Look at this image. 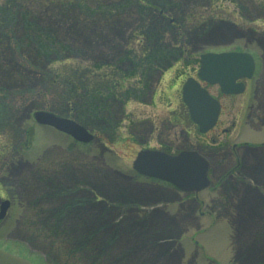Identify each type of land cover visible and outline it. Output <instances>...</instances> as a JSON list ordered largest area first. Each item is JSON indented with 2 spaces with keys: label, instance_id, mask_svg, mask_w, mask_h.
Instances as JSON below:
<instances>
[{
  "label": "rangeland",
  "instance_id": "obj_1",
  "mask_svg": "<svg viewBox=\"0 0 264 264\" xmlns=\"http://www.w3.org/2000/svg\"><path fill=\"white\" fill-rule=\"evenodd\" d=\"M54 1L0 0V118L4 125L0 126V148L9 144L12 133L14 146L23 148V160L7 175L11 181L0 185L31 206H13L1 221L0 249L33 264H264L262 200L255 204L244 197L247 204L241 209L216 208V214L205 212L202 218L197 213L194 219H200L199 224L190 225L192 213L178 204L163 203L154 210L132 203L139 193L117 172L135 175L133 161L142 147L110 146L120 158L110 152L99 163L83 157L89 151L86 146L29 118L32 109L68 117V100L51 85L49 71L80 74L89 69L101 74L109 64L120 75L132 69V59L158 46L162 33L168 44L182 45L187 54L194 50L191 58L238 49L252 52L264 63L258 42L233 41L242 32L258 33L259 44H264V0ZM170 19L181 22L173 26L179 30V43L168 25ZM121 63L123 69L117 66ZM261 79L259 90L264 76ZM134 83L131 80L125 87ZM254 83L248 82V95ZM217 91L211 89L213 94ZM244 98L237 101L243 103ZM127 103L126 113L137 107L147 109L132 99ZM259 104L264 107V99ZM114 109L111 122L121 118L118 106ZM238 121L230 138L234 146L264 144V128L255 130L243 118ZM84 123L90 125L89 120ZM31 127L35 137L26 147L22 129ZM114 133L119 137L125 132ZM174 142L179 146L176 151L183 148L182 141L174 138ZM27 161L39 163L32 168ZM211 161L215 181L229 163L220 167L219 160ZM197 196L206 204L222 199L212 189ZM37 203L43 210L32 206ZM175 214L179 216H167Z\"/></svg>",
  "mask_w": 264,
  "mask_h": 264
},
{
  "label": "flooded vegetation",
  "instance_id": "obj_2",
  "mask_svg": "<svg viewBox=\"0 0 264 264\" xmlns=\"http://www.w3.org/2000/svg\"><path fill=\"white\" fill-rule=\"evenodd\" d=\"M51 1L55 3L54 0L47 2L50 3ZM67 1L65 3L69 4ZM88 12L89 9L87 14ZM160 14L161 16L163 15L162 12ZM176 23L181 22L171 19L168 21L169 27L173 28L177 34L179 30L173 27L177 25ZM234 26L236 25L234 24ZM259 36L258 33H254L252 36L250 34L249 36L246 32H242L236 35L233 41L248 40V43L258 42V45L264 50V44H259ZM174 39L179 43L178 34ZM159 41V47L156 45L153 48L150 47V49H146V55L132 59V69L126 72L122 71L120 75H117L118 71L109 64L106 66L108 68L107 72L101 74L99 71L89 69H85L80 74L77 71H75L76 73L72 71L61 73L49 71L52 73L51 85L61 90V98L64 101L68 100V112L73 113L76 119L70 116L69 113L67 117L63 113L48 112L83 126L91 135V141L83 144L68 134L52 127L50 128L66 135L67 139L73 140L74 144L89 148V151L83 153V157L99 163H102L105 160V154L110 152L113 153L114 157L120 158L110 146L122 148L140 146L143 149H159L172 154L183 149L197 150L211 164L209 174L211 179L210 189H212V192L215 191L222 196V199L218 201L211 199L206 204V202L190 195L183 198L180 193L170 190L171 188H165L154 181L140 180L137 175L129 176L117 172L127 184L133 186V191L139 193L136 196V200L132 201L133 204L136 203L146 207L152 206L154 210H159V207H157L159 204L165 203L167 206H176L175 204H178V207L183 211L192 213V217L189 219L190 225L195 222L199 224L200 219H194L197 212H202L205 215V212L216 214V208L219 211L224 209L223 212L241 209V206L246 203L244 197L253 199L252 201L255 204L260 202L258 200L264 202V144L237 147L230 140L236 131L239 124L238 119L240 118H243L245 124L255 130L258 127H260L259 130L264 128V107L259 104V101L264 99V86L259 90L258 85V82L264 76L263 61H260L261 68L259 72L256 71L252 78L255 81L252 95L247 94L248 82L252 80H241L246 83L244 94L227 95L221 91L219 86H210L199 80L200 57L191 58L190 54L194 50L187 54L188 50L186 51L182 45L173 46L172 43L168 44L164 33H162ZM233 51L243 52L238 49H230L227 52ZM117 66L119 69H123L121 67L122 63ZM189 78H194L203 87H206L221 106L217 123L207 133L200 132V127L192 120L190 110L183 100L182 87ZM131 80L135 82L134 85L125 87L127 82ZM215 87L218 90L217 94L211 92V89ZM238 97H245L247 100L239 103L237 101ZM130 99L140 106L144 105L148 110L137 107L133 111L126 113L125 108ZM115 106H118V113L121 118L111 122L109 120L114 114ZM255 108H257L258 112L254 110ZM35 111H42V109H32L29 113V118H34L33 113ZM87 120H89L90 125L84 123ZM1 124L0 118V126H4ZM121 130L125 133L115 137L114 132ZM179 130H181L180 137ZM22 132L26 136V147H29V143L35 137V131L33 132L31 127L29 129L23 128ZM12 138H14L13 133L9 144L5 145L4 143L2 148H0L1 184L5 180L8 183L11 181L10 177L7 176L10 173V169L23 160V157L20 159L23 148H16ZM174 138L182 141V149L176 151V147L179 146L176 145L175 147ZM70 150V147L69 149L67 148L69 153ZM212 158L219 160V166L225 165L226 162L229 163L220 170V175L215 181H212V174L214 173ZM26 163L34 168V164L39 163V161L34 164L29 161ZM58 194H62V191ZM3 200H10L12 207H31L28 203H23L22 200L17 199V194L13 190L2 188V185H0V206ZM40 205L42 204L40 203ZM40 205L37 203L32 206L43 210ZM207 208V211H203ZM167 216L177 218L179 215ZM218 216L222 218V216ZM38 222H40V218H38Z\"/></svg>",
  "mask_w": 264,
  "mask_h": 264
},
{
  "label": "water",
  "instance_id": "obj_3",
  "mask_svg": "<svg viewBox=\"0 0 264 264\" xmlns=\"http://www.w3.org/2000/svg\"><path fill=\"white\" fill-rule=\"evenodd\" d=\"M254 71L255 61L249 53H208L201 57L199 77L211 85L218 84L226 94H241L245 87L237 81L252 78ZM183 95L200 131L206 133L212 129L220 113L219 102L194 79H189L184 85ZM34 118L38 123L54 127L79 141L87 143L91 140L88 131L72 120L45 111L35 112ZM133 168L145 177L166 181L185 192L198 193L210 186V164L194 151L170 154L160 150H142ZM9 208V201L2 202L0 220L5 218ZM0 264L32 263L0 250Z\"/></svg>",
  "mask_w": 264,
  "mask_h": 264
}]
</instances>
